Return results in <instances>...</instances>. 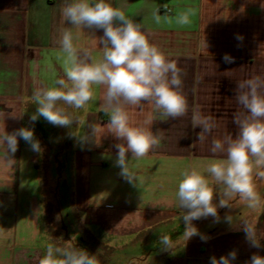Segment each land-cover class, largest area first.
<instances>
[{
  "label": "crops",
  "instance_id": "0c3cea01",
  "mask_svg": "<svg viewBox=\"0 0 264 264\" xmlns=\"http://www.w3.org/2000/svg\"><path fill=\"white\" fill-rule=\"evenodd\" d=\"M67 2L0 0V137L32 128L42 149L34 152L18 137L17 151L8 156L0 143V264H39L49 243L76 247L78 241L99 264L105 263L100 252L106 255L111 245L123 243L152 250L145 264H210V257L232 250L233 264H247L254 253L264 256V239L261 247H252L242 225L254 221L258 238L264 232V179L255 170L260 207L250 209L235 196L231 208L218 207V222L212 216L194 220L206 242L199 235L186 239V210L176 196L181 172L195 167L217 193L213 203L219 202L224 186L204 169L225 158L210 151L212 139L238 134L233 114L244 110L235 99L237 82L264 78V0H108L141 23L150 43L177 63L187 103L186 114L175 119L147 103L142 110L128 108L134 126H146L151 117L146 127L160 141L138 160L128 153L135 183L115 164V145L122 141L110 133L109 118L101 117L102 87L93 86L94 98L84 108L58 102L75 119L70 127L30 119L38 107L34 90L67 79L59 43L65 28L81 55L102 58L103 29L70 25L62 16ZM157 9L159 23L153 16ZM187 9L195 11L191 22L178 24L177 13ZM225 54L234 62H226ZM196 115L215 121L204 142L197 140L201 128L193 127ZM162 235L171 238L170 250H164Z\"/></svg>",
  "mask_w": 264,
  "mask_h": 264
},
{
  "label": "clouds",
  "instance_id": "9594fccd",
  "mask_svg": "<svg viewBox=\"0 0 264 264\" xmlns=\"http://www.w3.org/2000/svg\"><path fill=\"white\" fill-rule=\"evenodd\" d=\"M264 8V4L261 5ZM193 9L177 13L175 20L180 25L191 22ZM63 18L76 28L103 29L102 58L93 59L87 52L81 55L74 45L73 32L69 28L62 31L59 41L67 79H57L53 87H40L34 90L33 98L38 107L30 119L35 122L43 117L54 126L70 127L75 119L58 105L64 104L75 109L84 108L94 98L93 86L103 88L102 111L109 116L107 127L110 133L122 141L115 145V164L121 169V176L129 183L136 182L135 173L129 168L128 153L140 159L159 144V138L149 130L151 117L144 121L146 126H134L128 108H143L145 103L153 105L169 118L182 117L187 112V103L181 94V70L177 63L168 59L157 46L150 43L141 23L129 18L123 10L114 7L108 0H70L62 7ZM157 23L161 16L159 9L153 13ZM243 40L242 36L237 37ZM226 62H234L229 54L223 57ZM236 102L244 111L233 114V122L238 127L235 138L229 134L222 139L213 138L210 151L223 154L224 159L209 163L206 172L216 184L223 185L218 204H214L213 187L210 180L200 170L193 167L181 172L176 193L182 216L186 239L199 235L202 241L207 237L199 233L192 223L194 220L214 217L219 221L218 207L231 208L229 201L238 196L250 209L261 205V197L256 191L253 174L264 179V78L259 76L238 81ZM200 127L197 140L204 142L216 127L212 117H193V127ZM23 139L34 152H41V144L34 137V129L22 127L12 133H4L0 143L6 145L8 156L18 149V139ZM12 159L9 158V161ZM232 222V217H226ZM243 231L252 247H261L264 232L259 238L256 223L242 220ZM164 250L172 248V240L167 235L160 236ZM236 250L218 259L210 257V264H233ZM39 264H99L94 254L74 246L59 247L47 245L45 255ZM247 264H264V256L253 254Z\"/></svg>",
  "mask_w": 264,
  "mask_h": 264
},
{
  "label": "rangeland",
  "instance_id": "374dc122",
  "mask_svg": "<svg viewBox=\"0 0 264 264\" xmlns=\"http://www.w3.org/2000/svg\"><path fill=\"white\" fill-rule=\"evenodd\" d=\"M50 138L54 139V136ZM80 242H77L76 247L85 249V246H82ZM151 251L147 249H136L133 245L123 243L111 245L109 249H106V255L100 252V258L104 259V264H145L149 261L148 255Z\"/></svg>",
  "mask_w": 264,
  "mask_h": 264
},
{
  "label": "trees",
  "instance_id": "16d2710c",
  "mask_svg": "<svg viewBox=\"0 0 264 264\" xmlns=\"http://www.w3.org/2000/svg\"><path fill=\"white\" fill-rule=\"evenodd\" d=\"M102 119L109 118L108 115H106L104 112L101 113Z\"/></svg>",
  "mask_w": 264,
  "mask_h": 264
},
{
  "label": "built area",
  "instance_id": "2783aa9c",
  "mask_svg": "<svg viewBox=\"0 0 264 264\" xmlns=\"http://www.w3.org/2000/svg\"><path fill=\"white\" fill-rule=\"evenodd\" d=\"M164 10H165V11H167V12H169V11H170V9H169V8H165Z\"/></svg>",
  "mask_w": 264,
  "mask_h": 264
}]
</instances>
